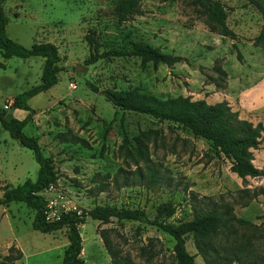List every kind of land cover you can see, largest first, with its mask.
<instances>
[{"label": "rangeland", "instance_id": "374dc122", "mask_svg": "<svg viewBox=\"0 0 264 264\" xmlns=\"http://www.w3.org/2000/svg\"><path fill=\"white\" fill-rule=\"evenodd\" d=\"M118 1L123 0H3L9 38L24 47L51 41L59 55L57 81L27 99L34 111L23 126L25 133L37 137L42 153L51 157L56 171V178L40 193L47 203L52 199L58 204L51 207L68 205L81 211L96 203L138 205L149 218L157 203L168 200L174 211L166 219L174 223L191 217L193 203H226L235 217L248 223L232 221L228 232L216 227L212 238L222 245L248 236L252 255H260L255 264H264V131L252 149L251 160L263 173L241 178L230 170L226 158L214 153L208 140L192 135L176 121L113 106L103 94L110 88L135 89L159 98L177 94L204 97L208 102L223 98L240 117L264 125V105L241 108L236 93L230 94L222 86L226 75L222 76V87L215 85L223 80L213 67L220 64L235 89L264 81V49L251 39L263 26L260 13L247 0H221L227 10L225 22L234 31L241 53L237 59L232 39L210 30L202 7L192 0H136L132 13L122 19L114 14ZM86 33L94 37L95 51L103 54L89 63L86 59L93 51ZM135 40L181 58L170 64H152L137 55L119 54ZM42 60L38 55L5 59L0 68V74L5 73L0 76V106L6 96L39 82ZM76 64L82 68L74 69ZM259 91L257 95H264L263 89ZM9 102L6 100L3 107ZM26 112L14 108L11 114L22 118ZM71 135L79 138L63 139ZM135 137L145 143L149 157L145 163L137 161L141 181L136 180L134 162L128 156ZM146 165L156 169L157 175L149 185L144 183ZM37 167L31 149L0 125V195L5 185L34 179ZM124 175L135 182L121 185ZM252 190L254 195H250ZM33 212L22 201L0 204V261L13 245L20 256L8 260L9 264H61L68 242L66 226L50 231L33 228ZM78 231L85 264L116 263L102 235L119 257V264H175L173 238L146 221L114 216L101 221L86 215ZM185 247L194 254L196 264H204L190 232ZM230 264L247 263L239 260Z\"/></svg>", "mask_w": 264, "mask_h": 264}, {"label": "trees", "instance_id": "16d2710c", "mask_svg": "<svg viewBox=\"0 0 264 264\" xmlns=\"http://www.w3.org/2000/svg\"><path fill=\"white\" fill-rule=\"evenodd\" d=\"M192 1L202 7L204 23L210 30H214L232 39L231 45L235 49V56L237 59H241V53L236 45L235 33L225 22L227 10L224 3L221 0ZM247 1L255 6L263 20L262 28L251 38L252 43L262 46L264 49V0ZM2 2L3 0H0V55L2 57L11 55L20 57L38 55L43 60L39 82L15 93L11 97L7 108L0 106L1 127L6 129L8 134L12 138H15L22 146L31 149L33 157L38 164L34 179L27 177L13 186L5 185L3 187L0 195V204L9 201H22L26 206L34 210L31 226L41 231H50L66 226L68 242L62 251L61 264H85L80 256L81 235L78 231V225L84 221L86 215L101 221L114 216L117 219L142 220L158 226L173 238L172 249L175 264H196L193 258L194 254L190 253L185 247V237L189 232L191 233L196 252L201 256L204 264H230L233 261L237 262L239 260L247 264H255L256 256L260 255H252V249L248 247L250 244L248 236L239 239L234 244L225 241L222 245L216 243L214 238H212L216 227H221L223 231L228 232L232 221L239 225L248 223L244 219L235 217L232 207L226 203H214L205 206L193 203L191 217L175 223L166 219L174 211V206L168 200L161 201L155 205V214L151 218L138 205L130 207L124 204L96 203L78 212L75 210L61 212L59 217L53 221L44 219L45 197L40 191L52 182L57 175L52 165L51 157L42 153L37 137L25 133L23 126L34 111L28 105L27 99L57 81L58 71L61 68L58 64L59 55L57 46L51 41L33 42L29 47H24L9 38L5 31L7 18L3 11ZM135 2L136 0L118 1L114 7V14L120 19L131 14L134 10ZM85 36L91 51H93L86 59V62L89 63L103 56V54L95 51V41L92 34L86 33ZM120 53L137 55L142 61H151L152 64H156L157 62L170 64L181 58L178 54L161 51L158 46L137 40L131 41L130 47L119 51ZM2 66L3 62L0 60V67ZM213 67L219 79L223 80L220 83L215 82V85L221 86V83L224 84L222 76L226 75V71L220 64L213 65ZM90 86L93 90L95 89L93 85L90 84ZM103 94L113 106L148 113L159 119L176 121L187 128L192 135L208 140L214 153L226 158L229 161L230 170L241 178H245L247 175L255 176L263 173V170L255 166L251 160L252 149L256 148L260 142L264 125L260 121L253 123L251 120L240 117L237 110L232 109L224 99L208 102L204 97L192 98L190 95L185 94L159 98L152 94L138 92L135 89L106 88L103 90ZM14 108H22L27 112L22 118H18L11 114L12 110H9ZM60 135H63V133ZM141 135H145V132H141ZM66 137H63V139L74 140L75 138H79L72 135L68 139ZM135 141L136 144L128 151V156L134 162L133 172L135 173L136 180L141 181L143 174L137 161L141 159L145 163L149 157L145 149V143H143L141 138L135 137ZM145 168L146 179L144 183L149 185V183L157 180L156 169L148 165ZM113 181L115 184L118 183L116 179ZM134 182L135 179H130V176L124 175L120 183L121 185H126L133 184ZM242 191L245 192L246 189H242ZM255 193L252 190L250 195H254ZM191 197L196 198L194 195ZM102 237L111 260H113V263L119 264V257L110 248L105 236L102 235ZM15 249L13 245H9L7 253L1 256L0 262L2 264H9L8 260L17 259L20 256V252L18 249ZM12 250H15V255L13 256L11 255Z\"/></svg>", "mask_w": 264, "mask_h": 264}, {"label": "crops", "instance_id": "0c3cea01", "mask_svg": "<svg viewBox=\"0 0 264 264\" xmlns=\"http://www.w3.org/2000/svg\"><path fill=\"white\" fill-rule=\"evenodd\" d=\"M2 4H3V2H2ZM8 57H2L0 55V60L3 62V66L0 68H3L5 66V59ZM2 74H5V73H2ZM2 74H0V76H3ZM223 86L226 87V89L228 90V93H230V94H231V92L236 93V95L238 96L239 106L241 108L247 109L249 107L260 106L261 104L264 105V101H263L264 95H260V94L257 95L256 94V93H260V91H259L260 89H263V92H264V81L263 82L259 81L257 83L255 82V83H252V84H250L248 86H244V87H239V85H238V86H235L236 87V89H235L233 87L234 86L233 83L230 80V75H227V73H226L225 85H223ZM12 96L13 95L6 96L4 98V104H5L6 100H11ZM219 100H221V99H219ZM227 103L230 105L229 102H227Z\"/></svg>", "mask_w": 264, "mask_h": 264}, {"label": "built area", "instance_id": "2783aa9c", "mask_svg": "<svg viewBox=\"0 0 264 264\" xmlns=\"http://www.w3.org/2000/svg\"><path fill=\"white\" fill-rule=\"evenodd\" d=\"M51 204H57V203L52 199H49L47 203L45 199L43 213H44V219L47 221H53L57 219L61 212H66L68 210H75L78 212V210L75 209L74 206L64 205L63 207H51Z\"/></svg>", "mask_w": 264, "mask_h": 264}, {"label": "water", "instance_id": "95a60500", "mask_svg": "<svg viewBox=\"0 0 264 264\" xmlns=\"http://www.w3.org/2000/svg\"><path fill=\"white\" fill-rule=\"evenodd\" d=\"M82 67H81V65H79V64H76L75 66H74V69H76V70H78V69H81ZM10 111L12 110V109H9Z\"/></svg>", "mask_w": 264, "mask_h": 264}]
</instances>
